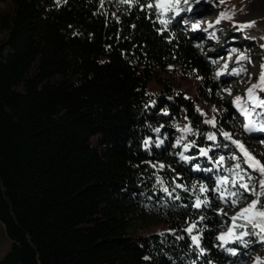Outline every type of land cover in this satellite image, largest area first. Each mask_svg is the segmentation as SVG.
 Instances as JSON below:
<instances>
[{"label":"trees","instance_id":"obj_1","mask_svg":"<svg viewBox=\"0 0 264 264\" xmlns=\"http://www.w3.org/2000/svg\"><path fill=\"white\" fill-rule=\"evenodd\" d=\"M157 15L121 0H0V202L9 235L0 264L245 259L239 242L221 246L216 239L215 229L226 224L212 214L217 203L197 208L195 201L212 199L216 176L241 161L224 131L264 160V133L248 137L235 130L226 109L233 96L235 107L264 123V107L249 99L247 89L224 84L232 68H246L249 49L227 36V52L243 53V62L231 55L220 72L225 63L214 50L193 44L177 24L165 27ZM261 46L259 72L247 80L264 99V41ZM179 81H192L193 91L178 87ZM189 141L195 143L183 151ZM205 147L211 160L200 154ZM219 155L225 161L216 167ZM201 181L208 185L204 193ZM225 199L224 205L234 206ZM193 220L203 253L186 231ZM248 229L249 242L264 247L258 230Z\"/></svg>","mask_w":264,"mask_h":264},{"label":"rangeland","instance_id":"obj_2","mask_svg":"<svg viewBox=\"0 0 264 264\" xmlns=\"http://www.w3.org/2000/svg\"><path fill=\"white\" fill-rule=\"evenodd\" d=\"M192 5V10L189 11L187 5L181 3L180 7L183 9L182 12L178 13L175 16H172L168 19V24H177L184 29V31L189 35L191 42L193 44H198L204 50L212 49L217 56L220 57L219 64L222 65L225 61H228L229 55L226 50L225 39L227 36L231 35L235 37L233 44L239 46L241 50L248 47V51H245L249 56V61L245 64L246 68L243 72H231L228 75L226 86L231 87L237 91H245L250 87L248 78L254 77L259 72V56L263 53L262 42L264 41V0H190L189 2ZM221 12H228L229 16L220 18L217 23L218 17H220ZM170 14L165 13V16ZM187 20L189 23H185ZM201 23L200 28H194L192 25H195L198 22ZM233 21L244 22V21H255L254 24L246 25L244 28H240L239 23H233ZM211 24V26H210ZM163 25V24H162ZM165 26V25H164ZM233 55V61L238 62L241 59L237 60L236 57L240 56L238 54ZM240 62H243L242 60ZM242 64V63H240ZM192 81L191 82H178V87L185 89L186 92H192ZM233 97V96H232ZM232 97L230 105L227 109V116L231 123L235 126V130L243 131L248 137H252L250 133L257 131L258 133L261 129L258 127L259 122L242 115L237 108L232 104ZM205 118L210 120L208 115L205 114ZM251 120L257 127H253L252 131H247L244 128V125L249 123ZM188 126H186L187 128ZM233 139H237L235 136H232ZM176 142V140H175ZM183 147V151L188 150ZM238 150V149H237ZM239 151V150H238ZM185 155V154H184ZM239 158L242 160V153L239 152ZM255 171V170H254ZM255 177L257 180L261 179V176L258 172H255ZM258 174V175H257ZM215 182H212L210 187L212 195L213 185ZM202 193V192H201ZM213 198L209 201L216 202L217 205L212 211V214L216 216H221L215 210L217 208H224L226 215L221 216L225 217L226 224L221 225L215 229V237L221 243L223 241L218 239L220 232H225L231 225V216L239 210L241 205H224L223 201L219 199V194L212 196ZM202 199V197H201ZM203 200V199H202ZM8 222L4 215L2 204L0 202V251H3L7 245V239L9 238L8 232ZM160 228H157L159 230ZM249 229H246L248 233ZM258 230V229H257ZM17 236V233H14ZM247 238V239H246ZM248 243H240L237 241L230 242H239V246L245 250V259L235 262L234 264H253L257 257L264 258V247H257L255 243H250L248 239V234L242 238ZM259 264H264V259H262Z\"/></svg>","mask_w":264,"mask_h":264},{"label":"snow or ice","instance_id":"obj_3","mask_svg":"<svg viewBox=\"0 0 264 264\" xmlns=\"http://www.w3.org/2000/svg\"><path fill=\"white\" fill-rule=\"evenodd\" d=\"M121 2L128 4L131 6L133 3L138 4V6L141 9L147 8V9H155V11L158 13V15L155 17L161 24L167 26L168 19H170L172 16L177 15L178 13L182 12L183 9L180 7L181 3H184L187 5V8L189 11L192 10V5L189 3V0H146V3H140L139 0H121ZM223 2V0H221ZM101 4H103V0H101ZM165 13L170 14L169 16H165ZM226 16H229L228 12H221L220 17L217 19V23L219 22L220 18H224ZM230 18V16H229ZM118 20L119 17H116ZM185 23H189V21L185 20ZM201 22L196 23L195 25H192L194 28H200ZM233 23H239L240 28H244L246 25L254 24L255 21H244V22H237L233 21ZM211 26V24H210ZM157 31H164V29H157ZM166 39H171V37H165ZM232 51H236L235 48L232 49ZM229 57H231V52L228 53ZM244 54L241 53L240 56H237L236 59L239 60ZM215 63V61H213ZM168 67H172V65H169ZM227 67V61H225V68H221L220 72H224ZM264 67V66H262ZM231 71L233 73H236L238 71L237 68H232ZM239 71H245V69H239ZM257 87V85H253L252 87H249L247 89L249 99L252 100L254 104H258L262 107H264V99H260L257 97V95L254 92V89ZM259 87L264 89V71L260 73V84ZM226 91H231V89H226ZM237 101L240 100V97L236 98ZM237 107L240 108L241 112L244 113L246 117H250L251 113L246 111L244 108L240 107L239 104H237ZM199 111L203 112V109H198ZM209 123L215 124V119L208 121ZM253 127H257L256 124H254L251 120H249V123L244 125V128L247 131H252ZM258 127L262 130H264V123H260ZM186 132L192 131L191 127H187L184 129ZM223 135L227 137L229 140L232 141V143L237 147L240 153H242V160L240 162H237L235 164H232L229 168L225 169L224 175H217L215 178V183L213 185V191L219 194V199L224 201L225 203H228L229 201L225 199L226 197L231 198V203L233 205H241L243 203L242 207H239V210L236 211L231 216V225L225 232H220L218 239L223 241L224 245H227L229 241H239L240 243H247L242 238L247 235L246 229L251 226L253 230L258 229L254 234L259 236V239L261 241H264V160H261L256 154H254L245 144L242 140L239 139H233L231 134L227 131L223 132ZM210 139H216L215 133H209ZM150 138H146L144 147H148L147 140ZM157 143H160L158 140ZM176 143H180V138L176 139ZM194 141H189L188 143H185L183 147L185 149L189 148ZM261 144H264V140L260 141ZM227 147V145H225ZM209 148L205 147L201 149L202 155L208 156ZM179 155L184 160H189L191 157L185 156L183 152L179 153ZM233 160H238V156L236 152H233L230 154ZM208 159L211 160L212 157L208 156ZM225 161L224 155H219L217 157V160L214 161V165L216 167H219L221 164H223ZM242 165H247V167H244ZM161 167L163 165L161 164ZM193 167L199 169L200 165L195 164ZM206 171H210V169H205ZM258 172L261 176V179L259 180L260 184V190L257 191V189L250 183L253 177V171ZM230 173V175H229ZM177 175H180L177 173ZM231 185V187H229ZM179 187L184 188V184H180ZM208 188V185L205 184L203 181L200 183V192L204 193L206 192ZM166 192L168 191L167 187L164 189ZM245 193H251V197L246 196ZM209 202V197L207 195L204 196L203 200L197 196L195 201V206L199 208L202 204H207ZM217 213H219L221 216L226 215L224 208H217L215 210ZM197 219H204V217L200 216L197 217ZM196 221H191L186 228V231L191 235V240L194 244H196L199 247V251L201 253L207 251L204 247H200L201 240L200 237L202 235L201 232H193L194 228H196ZM207 227V225L205 226ZM170 231H175L174 229H170ZM227 251L231 253H235L237 251L236 248L229 247L227 248ZM264 259L261 257H257L256 260L253 262V264H259V262Z\"/></svg>","mask_w":264,"mask_h":264}]
</instances>
